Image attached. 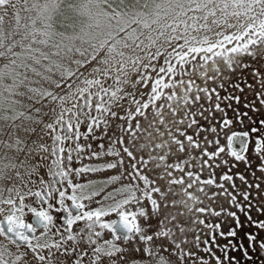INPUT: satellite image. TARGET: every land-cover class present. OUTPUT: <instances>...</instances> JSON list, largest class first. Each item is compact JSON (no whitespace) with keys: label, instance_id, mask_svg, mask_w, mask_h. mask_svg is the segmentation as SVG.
I'll list each match as a JSON object with an SVG mask.
<instances>
[{"label":"snow or ice","instance_id":"1","mask_svg":"<svg viewBox=\"0 0 264 264\" xmlns=\"http://www.w3.org/2000/svg\"><path fill=\"white\" fill-rule=\"evenodd\" d=\"M0 264H264V0H0Z\"/></svg>","mask_w":264,"mask_h":264}]
</instances>
